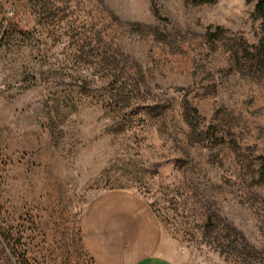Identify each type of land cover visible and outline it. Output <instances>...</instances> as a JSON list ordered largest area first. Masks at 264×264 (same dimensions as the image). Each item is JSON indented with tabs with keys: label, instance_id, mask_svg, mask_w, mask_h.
Wrapping results in <instances>:
<instances>
[{
	"label": "rangeland",
	"instance_id": "1",
	"mask_svg": "<svg viewBox=\"0 0 264 264\" xmlns=\"http://www.w3.org/2000/svg\"><path fill=\"white\" fill-rule=\"evenodd\" d=\"M255 8L0 0V264H99L84 217L111 191L174 264H264V72L229 49L259 42Z\"/></svg>",
	"mask_w": 264,
	"mask_h": 264
},
{
	"label": "crops",
	"instance_id": "2",
	"mask_svg": "<svg viewBox=\"0 0 264 264\" xmlns=\"http://www.w3.org/2000/svg\"><path fill=\"white\" fill-rule=\"evenodd\" d=\"M83 226L86 247L99 264H174L160 253L154 212L130 192L101 195L88 207Z\"/></svg>",
	"mask_w": 264,
	"mask_h": 264
},
{
	"label": "trees",
	"instance_id": "3",
	"mask_svg": "<svg viewBox=\"0 0 264 264\" xmlns=\"http://www.w3.org/2000/svg\"><path fill=\"white\" fill-rule=\"evenodd\" d=\"M194 5H213L219 0H189ZM256 2L255 17L261 22V37L256 45H250L242 36L233 39L230 45V52L238 65V67L246 68L251 73L264 72V0H252ZM156 17L159 18V12L155 11ZM228 31L218 27L209 29L206 35L210 44H216L229 40L227 38ZM189 120V119H188ZM190 128L195 131L196 126L192 121H188ZM259 161V177L261 184H264V156L258 158Z\"/></svg>",
	"mask_w": 264,
	"mask_h": 264
}]
</instances>
